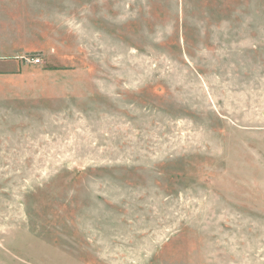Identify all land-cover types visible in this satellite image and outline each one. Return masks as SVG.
<instances>
[{
  "label": "rangeland",
  "instance_id": "374dc122",
  "mask_svg": "<svg viewBox=\"0 0 264 264\" xmlns=\"http://www.w3.org/2000/svg\"><path fill=\"white\" fill-rule=\"evenodd\" d=\"M0 264H264V0H0Z\"/></svg>",
  "mask_w": 264,
  "mask_h": 264
},
{
  "label": "built area",
  "instance_id": "2783aa9c",
  "mask_svg": "<svg viewBox=\"0 0 264 264\" xmlns=\"http://www.w3.org/2000/svg\"><path fill=\"white\" fill-rule=\"evenodd\" d=\"M28 62L32 63V64H38L40 63V59L39 58H31V59H26Z\"/></svg>",
  "mask_w": 264,
  "mask_h": 264
},
{
  "label": "crops",
  "instance_id": "0c3cea01",
  "mask_svg": "<svg viewBox=\"0 0 264 264\" xmlns=\"http://www.w3.org/2000/svg\"><path fill=\"white\" fill-rule=\"evenodd\" d=\"M12 51H14V50L12 49Z\"/></svg>",
  "mask_w": 264,
  "mask_h": 264
}]
</instances>
